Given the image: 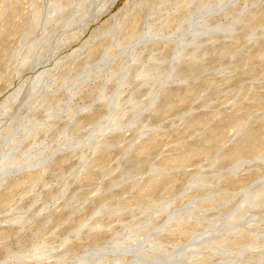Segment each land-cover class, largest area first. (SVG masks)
Segmentation results:
<instances>
[{"label": "rangeland", "instance_id": "rangeland-1", "mask_svg": "<svg viewBox=\"0 0 264 264\" xmlns=\"http://www.w3.org/2000/svg\"><path fill=\"white\" fill-rule=\"evenodd\" d=\"M0 264H264V0H0Z\"/></svg>", "mask_w": 264, "mask_h": 264}]
</instances>
